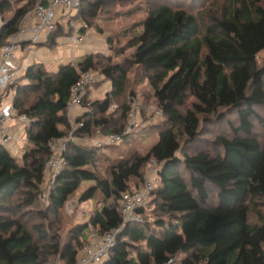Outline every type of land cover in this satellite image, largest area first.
Wrapping results in <instances>:
<instances>
[{
	"label": "trees",
	"instance_id": "1",
	"mask_svg": "<svg viewBox=\"0 0 264 264\" xmlns=\"http://www.w3.org/2000/svg\"><path fill=\"white\" fill-rule=\"evenodd\" d=\"M136 1L81 0L77 14L61 18L39 45L53 47L62 35L72 36L77 22L82 34L85 25L101 33V17ZM21 2L0 29V45L19 30L36 0ZM187 2L147 0L140 31L129 30L124 45L108 37L109 55L91 52L56 71L36 63L11 85L15 109L32 122L21 157L0 143V264H78L92 230L102 235L123 223V194L144 186L152 159L161 166L151 211L138 209L142 221L125 225L102 264H264V63L257 61L264 51V0H201L197 11ZM13 3L0 0V14ZM135 66L141 70L138 83L149 82L162 111V121L150 127L158 140L147 153L135 150L110 160L108 151L121 150L116 144L81 142L129 124V95H136L129 71ZM87 71H100L111 89L91 100L92 86L87 88L83 103L92 110L76 118L83 125L68 143L48 205L41 207L50 141L72 128L67 105ZM227 119L231 134L202 137L205 125ZM103 157L107 175L98 168ZM88 182L80 202L100 196L101 206L63 244L65 205Z\"/></svg>",
	"mask_w": 264,
	"mask_h": 264
},
{
	"label": "built area",
	"instance_id": "2",
	"mask_svg": "<svg viewBox=\"0 0 264 264\" xmlns=\"http://www.w3.org/2000/svg\"><path fill=\"white\" fill-rule=\"evenodd\" d=\"M81 6V0H36L33 10L29 11L22 20L19 30L10 35L0 45V143L5 145L14 155L21 157L24 154L28 140L27 135L20 137L11 132L13 127L11 120L16 119L25 133H27V129L32 122V119L26 114L17 112L13 100L10 101L8 96L12 90L11 85H14L24 75V73L20 75L23 68L18 62L17 52L20 49L27 53L32 52L43 38L47 37L50 32L57 28L61 18L64 17L71 20L72 12H78ZM3 25L4 22H1L0 29ZM85 27L88 28L87 25ZM87 31L88 34L90 30L87 29ZM87 34H81L79 29L76 28L71 37L72 43H83L88 36ZM98 81V75L92 71L83 72L79 81L71 91L67 109L72 128L65 136L50 141L52 155L45 165V183L47 184V189L41 194V199L46 204L49 203L50 189L54 186L57 176L66 165L64 153L68 143L77 140L75 132L79 126L83 125L82 122L77 123L76 118L92 110L90 103L87 106L84 105V95L87 88H90ZM146 110L151 111V108L148 107ZM141 111L142 108L138 102L133 101L130 104L129 124L126 128L121 132H111L107 135H102V137L88 140L93 142L94 145L91 146L103 147L104 145H111L123 141L132 130L139 126ZM75 113H77L76 116H74ZM156 115H162V111L158 109ZM17 144L21 145L20 150L15 148ZM160 166L161 163L156 159H152L145 177L144 186L123 194V223L119 227L102 235L92 230L83 253L79 257L78 264H95L106 259L112 248L116 245L117 236L123 231L125 225L129 222L142 221V216L138 213V209L144 208L151 211L150 203L152 193L160 183ZM170 263H176L175 258L171 259Z\"/></svg>",
	"mask_w": 264,
	"mask_h": 264
},
{
	"label": "rangeland",
	"instance_id": "3",
	"mask_svg": "<svg viewBox=\"0 0 264 264\" xmlns=\"http://www.w3.org/2000/svg\"><path fill=\"white\" fill-rule=\"evenodd\" d=\"M187 3L194 6L195 10L197 11L200 7L201 0H186ZM24 3V2H23ZM21 0H14L13 8L12 10L8 11L6 14L1 15L0 14V23L4 22L5 19H9L13 16V12L16 8H18L19 5L23 4ZM201 6V5H200ZM115 14L111 17L105 16L101 17L99 24L102 28L103 32H98L94 27L85 28L86 34L87 29L90 30V32L87 34L89 37H93L94 40L97 41V51H100L102 54L109 55L110 49L109 45L107 43L108 37L114 38V43H116L118 40H120L123 45L127 43L128 39L132 36V34L129 32V30H132V33H134L136 30L137 32L140 31L141 27L138 26L139 23H141L148 14V3L147 0H138L135 3L127 4L125 6H117L116 8H113ZM113 13V12H112ZM77 14V11L72 12V16H75ZM109 17V18H107ZM66 23V22H65ZM81 22H77L76 26L79 29L81 27ZM75 26V27H76ZM121 44V45H122ZM134 49L128 50L125 55H121L119 57L115 58V61L120 62L123 61L124 58L128 55H130ZM27 55V52L20 49L17 52V56L19 59H22ZM81 58H78V61ZM257 61L259 65H263L264 63V51L260 52L257 56ZM47 68L49 71H56L58 69V64L53 62H47ZM94 74L98 75L99 81L92 85L91 90V100L95 99H103L105 97V89H108V87L111 85L110 80L107 79V77L102 74L100 71H92ZM141 76V70L137 66L133 67L129 71V89L133 90L134 93H136L135 96L129 95V105L133 101H137L138 104L141 106L142 111L140 113V124L139 126L132 130L129 135L124 139V141H120L118 143H115L119 148H121L120 151L112 152L108 151L107 156L110 158V160L115 159L118 156L121 155H128L131 152L135 150H139L142 153H147L150 148L156 143L158 140V137L156 134H153L151 131V125L160 123L163 119L162 115H156V111L158 110L156 108V102L154 99V91L152 87L150 86L148 81H145L143 83H138L139 77ZM22 77V76H21ZM21 77L19 79H21ZM18 79V80H19ZM109 81V82H108ZM108 82V87H105ZM22 84H27L29 81L27 79L21 80ZM15 91L11 90L9 93V99L12 101L14 99ZM117 104H113L112 109L117 108ZM150 107L151 111H147L146 108ZM263 114V110H259ZM264 115V114H263ZM229 120L232 122H237L236 117L231 115L228 117ZM227 121H223L221 123H216L214 120L212 123H209L208 125H205L204 131L202 132V137L213 140L217 135L221 134H231V131L229 129V123ZM150 128V129H149ZM260 125L257 124L256 131L257 133L262 134V130L260 129ZM102 137L101 133H98L94 137L99 138ZM82 144H88V145H94L92 141L83 140L81 142ZM28 146V143L26 144V147ZM101 163L98 164V168L101 171L103 175H107L106 167L109 163H107L105 157L101 158ZM148 172V170H147ZM90 183H84L82 188L74 194L66 203L64 208V214H63V230H61V237L63 239V244L68 241L69 238V231L78 223H84L87 222L90 219V216L93 215L96 210L101 206L100 202V196L97 199H91L88 201L80 202V193L82 190H84L87 186H89ZM44 190L47 189V184H44ZM41 200V207H46L48 204H46L42 199ZM264 211V207H263ZM253 216V215H252ZM151 221L154 220L153 216L149 218ZM256 218L253 217V220ZM82 255V253L80 254ZM184 257V255L180 254L179 259ZM105 260V259H104ZM103 260V261H104ZM103 261L96 262L95 264H102Z\"/></svg>",
	"mask_w": 264,
	"mask_h": 264
},
{
	"label": "crops",
	"instance_id": "4",
	"mask_svg": "<svg viewBox=\"0 0 264 264\" xmlns=\"http://www.w3.org/2000/svg\"><path fill=\"white\" fill-rule=\"evenodd\" d=\"M71 37H72L71 35L70 36L62 35L61 37L58 38L56 45L53 47L48 45H38L37 47H35L32 52L27 53L25 57L19 59L18 62L21 64V67L23 68L22 71L20 72V75L21 73L25 74L26 69L30 65L36 63H42L47 66L46 64L47 62H53L58 64L59 67V65L62 63H70V62L78 61V58H82L84 55L91 52H95L97 50L98 47V45L96 44L97 41L94 40L93 38L95 36L92 37L87 36L85 41L80 44H73ZM44 41H47V37L43 38L41 42ZM108 82H106L107 85L105 87H108ZM110 89H111V85L108 87V89H105V92L107 93ZM77 113H78V109H77ZM77 113H75L74 116H76ZM11 124H13L11 132L14 135L20 137L24 135L26 136L24 129L21 127V125L17 122L16 119L11 120ZM20 147L21 145L17 144L15 148L17 150H20Z\"/></svg>",
	"mask_w": 264,
	"mask_h": 264
}]
</instances>
